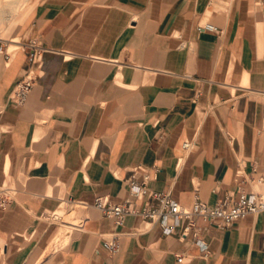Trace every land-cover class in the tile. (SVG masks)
<instances>
[{
  "label": "crops",
  "instance_id": "obj_1",
  "mask_svg": "<svg viewBox=\"0 0 264 264\" xmlns=\"http://www.w3.org/2000/svg\"><path fill=\"white\" fill-rule=\"evenodd\" d=\"M260 2L257 11L256 0H38L11 41L18 50L0 52V186L15 190L0 208V264H264V211L224 229L198 219L204 257L180 239L184 223L166 235L141 216L115 226L79 206L66 242L45 255L60 229L53 211L123 202L139 167L149 189L184 205L195 191L210 205L244 189L264 195ZM32 39L41 57L17 103ZM240 168L263 181L242 182ZM114 233L111 254L101 242Z\"/></svg>",
  "mask_w": 264,
  "mask_h": 264
},
{
  "label": "built area",
  "instance_id": "obj_2",
  "mask_svg": "<svg viewBox=\"0 0 264 264\" xmlns=\"http://www.w3.org/2000/svg\"><path fill=\"white\" fill-rule=\"evenodd\" d=\"M200 27L208 31H217V28L208 22ZM26 48L28 50L29 69L18 80L11 94V98L17 103L24 100L34 82L31 67L40 61L42 52V48L34 39L27 42ZM2 51L5 59L8 60L9 54L6 49L3 50L0 46V52ZM182 147L188 152L191 148V141H184ZM236 175L245 183L260 184L263 181V175L256 173V171L253 172V176L249 177L245 176L240 168ZM148 180L147 170L139 167L133 170L127 179L128 195L123 202L112 203L104 196L95 198L92 204L83 200H72L71 202L81 207L92 205L101 211L105 217L111 219L115 226H121L127 216L138 215L151 223H157L163 233L168 235L174 232L181 223H184L180 239L184 240L191 236L204 257L207 256L209 250L207 242L199 236L201 227L197 222L198 219L206 222L209 226L224 229L248 215L264 211V195L256 189L240 190L232 203H230L229 198H225L213 205L201 201L197 191H195L193 201L189 205H184L167 193L149 189ZM14 194V188L7 185L0 186V208H4L11 202ZM142 200H149L152 203L141 205L138 202ZM49 217L56 220L58 218L56 211H53ZM101 247L108 253H115L119 249L118 234L114 233L104 238ZM177 261L181 262L182 257L178 256Z\"/></svg>",
  "mask_w": 264,
  "mask_h": 264
},
{
  "label": "rangeland",
  "instance_id": "obj_3",
  "mask_svg": "<svg viewBox=\"0 0 264 264\" xmlns=\"http://www.w3.org/2000/svg\"><path fill=\"white\" fill-rule=\"evenodd\" d=\"M38 0H0V12L8 13L5 21H0V44H8L9 52L13 53L18 50L19 47L12 46V40L18 41L17 34L20 31V25L24 24L33 12V7L37 4ZM256 10L259 11L261 6L260 0H256ZM6 10V11H4ZM6 48L3 47V50ZM0 53V59H1ZM62 212L57 211L56 214H59L60 217L57 218L56 221L60 224V229L62 231L61 236L56 241H52L49 245L48 249L45 252V255H49L53 252L54 249L61 246L66 242V234L65 232L70 230L72 226L78 224L76 215L80 210L79 206L73 204H63ZM73 209L74 212L67 213L68 209Z\"/></svg>",
  "mask_w": 264,
  "mask_h": 264
},
{
  "label": "bare ground",
  "instance_id": "obj_4",
  "mask_svg": "<svg viewBox=\"0 0 264 264\" xmlns=\"http://www.w3.org/2000/svg\"><path fill=\"white\" fill-rule=\"evenodd\" d=\"M4 11H6V10H4ZM7 16H8V13L1 11L0 12V21L1 22L5 21V18H7ZM5 49H6V52L9 54V57H10V53L8 51V46H6ZM59 212H62V211H59ZM57 216H58V218L60 217L59 214H57ZM61 234H62V231L60 230L53 240L54 241L58 240V238L61 236Z\"/></svg>",
  "mask_w": 264,
  "mask_h": 264
}]
</instances>
